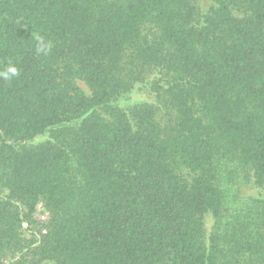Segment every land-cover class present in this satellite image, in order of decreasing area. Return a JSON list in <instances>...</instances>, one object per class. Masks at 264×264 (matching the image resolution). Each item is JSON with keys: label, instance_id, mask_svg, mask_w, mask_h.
I'll return each instance as SVG.
<instances>
[{"label": "trees", "instance_id": "1", "mask_svg": "<svg viewBox=\"0 0 264 264\" xmlns=\"http://www.w3.org/2000/svg\"><path fill=\"white\" fill-rule=\"evenodd\" d=\"M9 66L0 264H264V0H0Z\"/></svg>", "mask_w": 264, "mask_h": 264}, {"label": "rangeland", "instance_id": "2", "mask_svg": "<svg viewBox=\"0 0 264 264\" xmlns=\"http://www.w3.org/2000/svg\"><path fill=\"white\" fill-rule=\"evenodd\" d=\"M35 215L41 221H45L47 219V213L44 210V208L42 207V205H38V208L36 210V214Z\"/></svg>", "mask_w": 264, "mask_h": 264}, {"label": "clouds", "instance_id": "3", "mask_svg": "<svg viewBox=\"0 0 264 264\" xmlns=\"http://www.w3.org/2000/svg\"><path fill=\"white\" fill-rule=\"evenodd\" d=\"M0 75H3L6 79L9 78V76H17L19 75V70L15 66H9L7 72L2 73Z\"/></svg>", "mask_w": 264, "mask_h": 264}]
</instances>
